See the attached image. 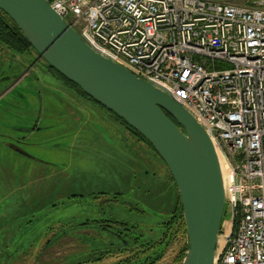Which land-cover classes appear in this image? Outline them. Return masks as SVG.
<instances>
[{
	"label": "rangeland",
	"instance_id": "rangeland-1",
	"mask_svg": "<svg viewBox=\"0 0 264 264\" xmlns=\"http://www.w3.org/2000/svg\"><path fill=\"white\" fill-rule=\"evenodd\" d=\"M45 63L0 43V264H177L188 237L165 225L179 200L166 163ZM17 137L31 157L6 148Z\"/></svg>",
	"mask_w": 264,
	"mask_h": 264
},
{
	"label": "built area",
	"instance_id": "built-area-1",
	"mask_svg": "<svg viewBox=\"0 0 264 264\" xmlns=\"http://www.w3.org/2000/svg\"><path fill=\"white\" fill-rule=\"evenodd\" d=\"M48 1L209 133L228 167L215 264H264V0Z\"/></svg>",
	"mask_w": 264,
	"mask_h": 264
},
{
	"label": "water",
	"instance_id": "water-1",
	"mask_svg": "<svg viewBox=\"0 0 264 264\" xmlns=\"http://www.w3.org/2000/svg\"><path fill=\"white\" fill-rule=\"evenodd\" d=\"M0 9L52 69L153 145L182 201L188 237L182 264H215L227 222L226 178L204 127L168 93L96 52L48 0H0Z\"/></svg>",
	"mask_w": 264,
	"mask_h": 264
},
{
	"label": "trees",
	"instance_id": "trees-1",
	"mask_svg": "<svg viewBox=\"0 0 264 264\" xmlns=\"http://www.w3.org/2000/svg\"><path fill=\"white\" fill-rule=\"evenodd\" d=\"M0 43L5 45L9 49H12V50L17 51V52H23L26 49H29L30 47L33 48L32 45L29 43L28 39L26 38V36L24 35L23 31L19 28V26L11 19V17L7 13H5L1 9H0ZM58 74H59V76H60V78L62 80L67 82V85L69 86V88L73 87L76 91H78L77 93L79 95H81V96H83V97H85V98H87L89 100H92L96 104L100 105L94 99L89 97L78 85H76L75 83L69 81L67 78H65L60 73H58ZM100 106L103 109L107 110L102 105H100ZM108 112H110V111H108ZM112 115L117 120L122 122L127 128L132 130L136 135H138L142 142H144L147 145H149L156 152V150L153 147V145L143 135H141L136 130L131 128L120 117L116 116L113 113H112ZM171 178L174 181L175 185L177 186V184L175 182V179L172 176V174H171ZM178 197H179V200L177 201L178 203L175 205V208L173 210V216L170 219V221L166 222L165 225L168 226V228H170V229H172L171 227H175L176 225H178L177 231H179L182 228L183 230H185V232H187L186 231L185 220H184V215H183V206H182V201H181V197H180L179 191H178ZM126 230L128 232H131L132 228L127 227ZM169 236H170V233H169ZM155 246L156 245L153 246L151 244L150 245L148 244V247L146 248V250L144 252H147V251L151 250L152 248H155ZM186 252H187V245H185L179 251V254L177 255V257L175 259L177 264H182V262H183V260H184V258L186 256ZM144 257L145 258L142 260V262L140 264H156L158 262V260H160L162 258V255H159L158 257H154L153 258L150 254H146ZM127 262H129V260H127Z\"/></svg>",
	"mask_w": 264,
	"mask_h": 264
},
{
	"label": "flooded vegetation",
	"instance_id": "flooded-vegetation-1",
	"mask_svg": "<svg viewBox=\"0 0 264 264\" xmlns=\"http://www.w3.org/2000/svg\"><path fill=\"white\" fill-rule=\"evenodd\" d=\"M47 66H48V70H49V72L54 76V77H56V78H60V76H59V74L57 73V71H55L54 69H52L47 63H45ZM6 78V77H5ZM8 78V77H7ZM109 114H110V112H109ZM176 123H177V121L172 117V116H170ZM16 139H18V145L17 144H15V143H13V142H10V143H8V142H6V146L9 148V149H11V150H13V151H15L16 150V152H18V153H20V154H24V155H28V156H30L29 154H27L22 148H21V146H19L20 144H22L24 141H23V138H19V137H17ZM31 157V156H30Z\"/></svg>",
	"mask_w": 264,
	"mask_h": 264
},
{
	"label": "bare ground",
	"instance_id": "bare-ground-1",
	"mask_svg": "<svg viewBox=\"0 0 264 264\" xmlns=\"http://www.w3.org/2000/svg\"><path fill=\"white\" fill-rule=\"evenodd\" d=\"M220 156V162H221V165H222V170H223V174L225 176V178L228 176V167H227V163L225 161V159L221 156Z\"/></svg>",
	"mask_w": 264,
	"mask_h": 264
},
{
	"label": "crops",
	"instance_id": "crops-1",
	"mask_svg": "<svg viewBox=\"0 0 264 264\" xmlns=\"http://www.w3.org/2000/svg\"><path fill=\"white\" fill-rule=\"evenodd\" d=\"M25 75H27V73H26ZM23 77H24V76H23ZM14 86H15V84H14L12 87H14ZM12 87H11V88H12ZM70 89H71V88H70ZM12 90H14V88H12ZM71 91H72V92H75V91L72 90V89H71ZM1 96H2V95H1ZM1 96H0V97H1ZM80 96H81V95H80ZM82 97H83V96H82ZM84 98H85V97H84ZM1 100H2V99H0V101H1ZM37 128H38V126H37V124H36V126H34V129H32V130H28V131L33 132V131L36 130ZM22 131H24V130H22ZM21 138H22V137H21ZM5 146H6V142H5ZM6 148H8V147H6ZM8 149H9V148H8ZM9 150L12 151V152H14V151L11 150V149H9ZM19 154H20V153H19ZM21 155H22V154H21Z\"/></svg>",
	"mask_w": 264,
	"mask_h": 264
}]
</instances>
